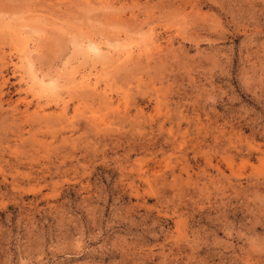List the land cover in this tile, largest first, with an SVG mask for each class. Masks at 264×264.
<instances>
[{
    "label": "rangeland",
    "instance_id": "obj_1",
    "mask_svg": "<svg viewBox=\"0 0 264 264\" xmlns=\"http://www.w3.org/2000/svg\"><path fill=\"white\" fill-rule=\"evenodd\" d=\"M0 264H264V0H0Z\"/></svg>",
    "mask_w": 264,
    "mask_h": 264
},
{
    "label": "bare ground",
    "instance_id": "obj_2",
    "mask_svg": "<svg viewBox=\"0 0 264 264\" xmlns=\"http://www.w3.org/2000/svg\"><path fill=\"white\" fill-rule=\"evenodd\" d=\"M88 50H89V47H88ZM91 50L95 53V54H98L99 55V53L101 54V49L97 46V45H94L93 44V46H91ZM91 51V52H92ZM131 51V50H130ZM129 53V52H128ZM30 54V53H29ZM127 55H129V54H127ZM102 56V55H101ZM125 57V56H124ZM122 58V57H121ZM124 60V59H123ZM132 61V60H131ZM30 67H31V65H30ZM21 71V70H20ZM32 71H34V70H32ZM36 75V74H35ZM34 76V75H33ZM32 77V76H31ZM34 77H37V76H34ZM89 77V76H88ZM88 77H83V80H86L87 81V79H89ZM31 79V78H30ZM32 79H33V77H32ZM43 79V78H42ZM37 81V80H36ZM44 81V80H43ZM45 82V81H44ZM50 82V81H49ZM88 82V81H87ZM42 83V82H41ZM94 83V82H93ZM34 84V83H33ZM38 84V83H37ZM43 84V83H42ZM47 84V83H46ZM49 84V83H48ZM97 84V83H96ZM95 84V85H96ZM43 86V85H42ZM45 86V85H44ZM50 86V85H49ZM51 86H53V85H51ZM46 87H47V85H46ZM43 88V87H42ZM93 94V93H92ZM40 105V104H39ZM62 109V108H61ZM65 114V113H64Z\"/></svg>",
    "mask_w": 264,
    "mask_h": 264
}]
</instances>
